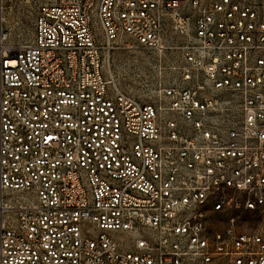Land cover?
I'll return each instance as SVG.
<instances>
[{
    "label": "built area",
    "instance_id": "obj_1",
    "mask_svg": "<svg viewBox=\"0 0 264 264\" xmlns=\"http://www.w3.org/2000/svg\"><path fill=\"white\" fill-rule=\"evenodd\" d=\"M0 0V264H264V0ZM123 39L175 47L153 100Z\"/></svg>",
    "mask_w": 264,
    "mask_h": 264
},
{
    "label": "rangeland",
    "instance_id": "obj_2",
    "mask_svg": "<svg viewBox=\"0 0 264 264\" xmlns=\"http://www.w3.org/2000/svg\"><path fill=\"white\" fill-rule=\"evenodd\" d=\"M52 1L1 0L3 25L11 41H31L38 5ZM104 60L106 75L112 76L120 89L149 101L155 99L162 86L177 78L175 67L181 64V54L175 47L159 51L123 39L105 53Z\"/></svg>",
    "mask_w": 264,
    "mask_h": 264
}]
</instances>
